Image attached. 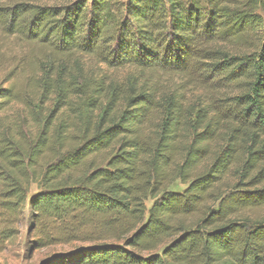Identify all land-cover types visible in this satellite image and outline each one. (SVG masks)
Returning a JSON list of instances; mask_svg holds the SVG:
<instances>
[{
	"label": "trees",
	"instance_id": "obj_1",
	"mask_svg": "<svg viewBox=\"0 0 264 264\" xmlns=\"http://www.w3.org/2000/svg\"><path fill=\"white\" fill-rule=\"evenodd\" d=\"M0 34L39 48L0 85V254L26 220L29 255L68 248L42 264H264V0H0ZM44 52L208 99L89 96Z\"/></svg>",
	"mask_w": 264,
	"mask_h": 264
},
{
	"label": "rangeland",
	"instance_id": "obj_2",
	"mask_svg": "<svg viewBox=\"0 0 264 264\" xmlns=\"http://www.w3.org/2000/svg\"><path fill=\"white\" fill-rule=\"evenodd\" d=\"M32 2L54 3L61 0H31ZM39 48L36 45H28L18 41L15 38H7L0 34V85L6 81L16 80L17 72L13 71L14 67H23V63L36 60L39 56ZM46 61L52 57L53 65L55 68L57 65L62 64L65 68V73L70 79L76 78L77 83L81 84V88L91 96L94 91L100 88H106L108 85L115 83L116 85H125L129 78L136 79L137 82L143 81V79L150 82H157L160 88L165 90H179L182 89L185 92L186 99L191 102L196 99H200L204 102L208 99V94L205 96L201 94V90L187 86L184 83V79L177 76L167 75L165 73L157 72H141L131 67L122 69H109L100 64L97 59L92 56H82L80 54L72 53L69 55L53 56L51 53L44 52L42 54ZM50 57V58H48ZM35 62V61H33ZM39 63L37 62V67ZM33 68H29L28 72H33ZM23 77L18 80H22ZM85 87V88H83ZM224 91H218L214 94L210 93L211 99L214 97H223ZM77 108V109H76ZM18 110L17 107L14 108ZM71 109H76L71 111ZM70 110H66V113L75 118L78 116L77 112L82 108L74 106ZM185 186L179 182L175 183L170 189L173 191H182ZM37 187L35 184H31L28 190V197L37 193ZM152 201L148 200L145 204L149 208ZM26 220H23L19 225V236L16 240L10 242L5 250L0 254V264H42L46 259L57 255L63 251H67L68 248H50L42 251L33 252L31 255L27 252V238H26ZM155 253H160L157 251ZM146 255V254H144Z\"/></svg>",
	"mask_w": 264,
	"mask_h": 264
}]
</instances>
